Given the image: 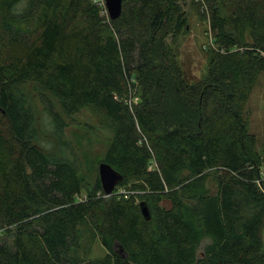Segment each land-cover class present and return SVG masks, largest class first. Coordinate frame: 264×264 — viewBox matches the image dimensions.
I'll use <instances>...</instances> for the list:
<instances>
[{"label":"trees","instance_id":"1","mask_svg":"<svg viewBox=\"0 0 264 264\" xmlns=\"http://www.w3.org/2000/svg\"><path fill=\"white\" fill-rule=\"evenodd\" d=\"M183 1L121 0L110 20L97 1L0 0V264H264V145L243 114L264 0H190L210 37L193 84L172 55ZM84 110L109 133L94 162L64 135ZM99 163L137 194L105 196Z\"/></svg>","mask_w":264,"mask_h":264},{"label":"rangeland","instance_id":"2","mask_svg":"<svg viewBox=\"0 0 264 264\" xmlns=\"http://www.w3.org/2000/svg\"><path fill=\"white\" fill-rule=\"evenodd\" d=\"M96 3H100L104 7L101 0H91ZM223 7H226L229 11L232 10L236 0H220ZM225 1V2H224ZM181 11L187 21L186 30L177 37L174 46L172 47V55L174 56V61L176 66L180 70L184 81L187 84H193L198 80L202 79L206 72V66L209 61L208 49L210 37L207 34V23L205 21H200L198 19V14L196 8L191 7L190 0H184L181 4ZM220 13H223L220 5L217 6ZM106 14V11H102ZM204 12V11H202ZM169 39H166L168 42ZM134 88H131L132 94V107L138 103L137 97L134 95L136 90V81L131 80ZM129 101V99H127ZM94 114V113H93ZM243 114L247 116V126L248 132L255 138V150L260 152V148L264 145V74H261L256 81L253 89L248 95V98L244 104ZM95 116L88 111H80L73 116V120L68 128L64 131L66 139H68L71 144L73 138L77 140L76 146L74 145V152L81 157L85 158V161L94 162L99 158L104 150V145L100 142V139L104 135L109 133L105 130H99L95 134L97 138L92 134V130L88 125H94ZM95 138V140H93ZM153 166L147 165V169H152ZM261 174L264 175V169H262ZM93 177V171L88 174V178ZM93 181V178L89 180ZM132 184H135L132 182ZM211 182L208 181V185ZM128 185H131L129 183ZM117 187L114 186V188ZM114 188L110 193H113ZM117 189V188H115ZM76 200L85 202L87 201L84 192L76 195ZM82 232V242L81 247L85 250L87 249V255L90 258L102 257L105 252L100 247L97 240H90V232L87 229L81 230ZM262 242L264 245V231L262 232ZM81 255V252H78Z\"/></svg>","mask_w":264,"mask_h":264},{"label":"water","instance_id":"3","mask_svg":"<svg viewBox=\"0 0 264 264\" xmlns=\"http://www.w3.org/2000/svg\"><path fill=\"white\" fill-rule=\"evenodd\" d=\"M106 14L110 20L116 19L120 14L121 0H101ZM97 176L103 194L108 195L114 186L121 180V176L112 170L108 165L99 163L97 166ZM140 213L146 217L147 210L140 205Z\"/></svg>","mask_w":264,"mask_h":264},{"label":"built area","instance_id":"4","mask_svg":"<svg viewBox=\"0 0 264 264\" xmlns=\"http://www.w3.org/2000/svg\"><path fill=\"white\" fill-rule=\"evenodd\" d=\"M195 3H198V4H200V8H199V10L202 12V11H204V13H206V9H205V4H204V1L203 0H193ZM100 4V3H99ZM149 165L151 166H153L154 167V162L153 161H151L150 163H149ZM115 191L112 193V194H114V195H122V197H126V195L127 194H137V192H133V191H128V190H126V189H124V188H117V189H114ZM105 196H107V195H105Z\"/></svg>","mask_w":264,"mask_h":264}]
</instances>
